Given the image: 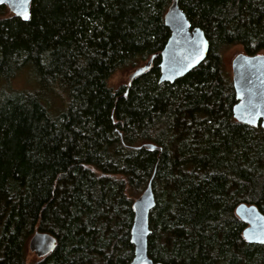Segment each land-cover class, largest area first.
Masks as SVG:
<instances>
[{
    "label": "trees",
    "instance_id": "obj_1",
    "mask_svg": "<svg viewBox=\"0 0 264 264\" xmlns=\"http://www.w3.org/2000/svg\"><path fill=\"white\" fill-rule=\"evenodd\" d=\"M178 1L210 50L172 83L159 62L173 0H34L28 21L0 6V264H130L154 174L153 260L264 264L235 211L264 213V128L235 119L223 62L234 46L264 53V0ZM153 55L127 94L110 85ZM23 71L36 83L12 87ZM37 231L57 246L29 261Z\"/></svg>",
    "mask_w": 264,
    "mask_h": 264
},
{
    "label": "water",
    "instance_id": "obj_2",
    "mask_svg": "<svg viewBox=\"0 0 264 264\" xmlns=\"http://www.w3.org/2000/svg\"><path fill=\"white\" fill-rule=\"evenodd\" d=\"M34 0H0V6L9 10L23 21L31 18ZM24 15L28 19H24ZM170 36L160 53L159 81L174 82L198 67L208 56L210 41L201 27H193L178 0H173L164 16ZM153 55L144 64L135 68L129 75L126 94L136 78L149 71L155 61ZM232 80L237 102L233 107L237 121L264 128V53H238L232 60ZM157 149L153 143L145 144ZM152 176L145 191L134 201V220L130 237L134 245V256L130 264H163L149 255V237L152 233L150 215L156 206ZM237 216L246 223L243 237L249 243L264 244V213L255 204L241 202L236 206ZM29 250L42 258L57 246V238L48 232H35L29 240Z\"/></svg>",
    "mask_w": 264,
    "mask_h": 264
},
{
    "label": "rangeland",
    "instance_id": "obj_3",
    "mask_svg": "<svg viewBox=\"0 0 264 264\" xmlns=\"http://www.w3.org/2000/svg\"><path fill=\"white\" fill-rule=\"evenodd\" d=\"M11 13V11H9ZM243 52V49L241 46H234L231 47L229 49H226L223 52V62H224V67L227 71L230 72L231 74V78H232V60L234 59V57L240 53ZM146 63V62H145ZM133 70H128V71H118L116 74H114L111 78H110V85L114 88V89H120L123 87H128V79H129V75ZM27 75V77H26ZM21 72L19 74H17V76H15L14 78L11 79V85L14 88H24L27 87V85L29 84H33L36 83L35 78L33 77V74H27L26 73ZM34 78V79H33ZM29 82V84H28ZM58 99V97L55 95V100ZM29 252V261L30 260H34L37 255L32 252V251H28ZM36 256V257H35Z\"/></svg>",
    "mask_w": 264,
    "mask_h": 264
},
{
    "label": "snow or ice",
    "instance_id": "obj_4",
    "mask_svg": "<svg viewBox=\"0 0 264 264\" xmlns=\"http://www.w3.org/2000/svg\"><path fill=\"white\" fill-rule=\"evenodd\" d=\"M24 19H28V16L27 15H24Z\"/></svg>",
    "mask_w": 264,
    "mask_h": 264
}]
</instances>
